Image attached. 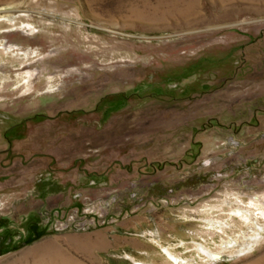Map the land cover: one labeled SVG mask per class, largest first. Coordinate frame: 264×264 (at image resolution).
Listing matches in <instances>:
<instances>
[{
	"label": "rangeland",
	"instance_id": "374dc122",
	"mask_svg": "<svg viewBox=\"0 0 264 264\" xmlns=\"http://www.w3.org/2000/svg\"><path fill=\"white\" fill-rule=\"evenodd\" d=\"M0 264H264V0H0Z\"/></svg>",
	"mask_w": 264,
	"mask_h": 264
},
{
	"label": "crops",
	"instance_id": "0c3cea01",
	"mask_svg": "<svg viewBox=\"0 0 264 264\" xmlns=\"http://www.w3.org/2000/svg\"><path fill=\"white\" fill-rule=\"evenodd\" d=\"M57 183H60L59 181ZM49 187L46 186V192L43 194V192H39V196L38 197H30L31 200H34L35 203H39V205H54L57 203H61L63 204L64 202L68 201L69 197L66 193V191L64 190L63 185L60 187L57 185H54V182L51 184H48ZM42 189H39V191H41ZM64 193L67 197L66 200L61 201L63 198L58 197L59 194ZM73 196V195H72ZM76 198V197H73Z\"/></svg>",
	"mask_w": 264,
	"mask_h": 264
},
{
	"label": "built area",
	"instance_id": "2783aa9c",
	"mask_svg": "<svg viewBox=\"0 0 264 264\" xmlns=\"http://www.w3.org/2000/svg\"><path fill=\"white\" fill-rule=\"evenodd\" d=\"M87 206V205H86ZM94 208V206H88L87 208L85 207V209L82 211H71V212H69L67 215H66V217L64 218V221L63 220H61L60 218L53 224V229H55V230H60V229H64V227L65 228H69V227H71L72 229H75V230H83L86 226V224L85 223H83V221H79V218H77L78 216V214H80L81 212H83V215H84V212H85V210L87 209V210H94L93 209ZM77 210V209H76ZM96 215V214H95ZM85 216V215H84ZM97 217H98V215H97ZM76 218L78 219V220H76ZM66 220V221H65ZM64 222H68V224H64ZM62 228H61V227Z\"/></svg>",
	"mask_w": 264,
	"mask_h": 264
},
{
	"label": "bare ground",
	"instance_id": "6f19581e",
	"mask_svg": "<svg viewBox=\"0 0 264 264\" xmlns=\"http://www.w3.org/2000/svg\"><path fill=\"white\" fill-rule=\"evenodd\" d=\"M166 253H168V255H170V256L172 255L171 252H170L169 250H167ZM173 257H174V256H172V258H173ZM176 259H177V258H176Z\"/></svg>",
	"mask_w": 264,
	"mask_h": 264
}]
</instances>
